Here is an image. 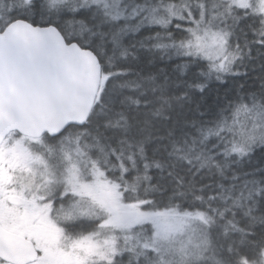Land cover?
<instances>
[{"label":"snow or ice","instance_id":"snow-or-ice-1","mask_svg":"<svg viewBox=\"0 0 264 264\" xmlns=\"http://www.w3.org/2000/svg\"><path fill=\"white\" fill-rule=\"evenodd\" d=\"M0 264H264V0H0Z\"/></svg>","mask_w":264,"mask_h":264},{"label":"trees","instance_id":"trees-1","mask_svg":"<svg viewBox=\"0 0 264 264\" xmlns=\"http://www.w3.org/2000/svg\"><path fill=\"white\" fill-rule=\"evenodd\" d=\"M257 72H258V68H257ZM253 75L255 76V75H256V73H253Z\"/></svg>","mask_w":264,"mask_h":264}]
</instances>
